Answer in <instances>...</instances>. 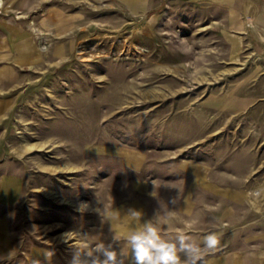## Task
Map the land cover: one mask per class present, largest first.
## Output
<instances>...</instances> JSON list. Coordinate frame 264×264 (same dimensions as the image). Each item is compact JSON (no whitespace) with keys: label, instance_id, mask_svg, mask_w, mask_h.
Here are the masks:
<instances>
[{"label":"rangeland","instance_id":"374dc122","mask_svg":"<svg viewBox=\"0 0 264 264\" xmlns=\"http://www.w3.org/2000/svg\"><path fill=\"white\" fill-rule=\"evenodd\" d=\"M224 14L211 0H0V264H70L102 240L127 251L128 209L166 240L190 236L199 264H264V196L249 195L264 186V29L236 38Z\"/></svg>","mask_w":264,"mask_h":264},{"label":"clouds","instance_id":"9594fccd","mask_svg":"<svg viewBox=\"0 0 264 264\" xmlns=\"http://www.w3.org/2000/svg\"><path fill=\"white\" fill-rule=\"evenodd\" d=\"M249 195L254 198L251 203L255 207V201L264 196V186L257 187ZM89 207V204L82 203L78 211H88ZM121 215L120 210L116 209L109 214L108 219L110 223L115 222L121 219ZM123 216L128 218L131 224L136 225L130 227L123 235L127 251L122 248L118 253L111 243H106L104 240L84 247L75 245L76 251L70 264H125V258L129 253L134 257L135 264H199L201 261L202 249L192 242L190 236L181 233L174 241L166 240L150 220H143L142 211L128 209ZM82 237L86 239L87 235ZM113 239L119 241L115 237ZM203 244L206 249H215L220 244L219 234L215 232L207 234L203 238ZM43 255L50 262L54 252L44 250ZM31 264H42V262L33 259Z\"/></svg>","mask_w":264,"mask_h":264},{"label":"crops","instance_id":"0c3cea01","mask_svg":"<svg viewBox=\"0 0 264 264\" xmlns=\"http://www.w3.org/2000/svg\"><path fill=\"white\" fill-rule=\"evenodd\" d=\"M212 4H218L225 12L222 22L226 25L229 35L236 38H244L251 30L263 31L264 29V0H211ZM238 39L233 41V47H238ZM19 48L23 58L31 56L34 47L31 38L23 35V41L19 42ZM58 49V48H57Z\"/></svg>","mask_w":264,"mask_h":264},{"label":"bare ground","instance_id":"6f19581e","mask_svg":"<svg viewBox=\"0 0 264 264\" xmlns=\"http://www.w3.org/2000/svg\"><path fill=\"white\" fill-rule=\"evenodd\" d=\"M44 46V45H43Z\"/></svg>","mask_w":264,"mask_h":264}]
</instances>
